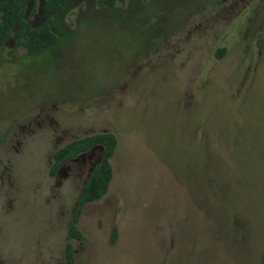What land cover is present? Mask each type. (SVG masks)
Wrapping results in <instances>:
<instances>
[{"label":"rangeland","instance_id":"rangeland-1","mask_svg":"<svg viewBox=\"0 0 264 264\" xmlns=\"http://www.w3.org/2000/svg\"><path fill=\"white\" fill-rule=\"evenodd\" d=\"M44 1L28 0L31 26L50 18ZM161 1L164 31L199 8ZM207 1L219 5L148 53L128 12L117 20L84 11L94 0H69L57 54L26 58L17 48L3 64L8 55L0 51V136L9 141L7 127L25 115L31 123L12 155L14 179L0 193L1 202L15 201L0 210L4 264H38L36 239L47 264H66L72 210L96 157L87 152L52 177L50 155L106 131L117 139L113 177L106 194L80 210L76 264H261L263 0H250L262 15L250 29L248 0ZM41 108L47 116L39 127L33 119Z\"/></svg>","mask_w":264,"mask_h":264},{"label":"trees","instance_id":"trees-1","mask_svg":"<svg viewBox=\"0 0 264 264\" xmlns=\"http://www.w3.org/2000/svg\"><path fill=\"white\" fill-rule=\"evenodd\" d=\"M189 1L192 6L198 5L199 8L191 9L184 22L174 24L167 31L160 28L161 23L165 22L162 14H159L160 11L164 10L160 5L161 0H94L96 6L89 5L84 11L95 10L101 14L110 12V15L117 20L120 18L121 13L128 12L131 17V25H134L142 36V51L145 50L144 53H148L154 50L160 42L167 41L181 26L183 28L184 25H187L190 18L200 17L219 5V2L216 1L212 3L207 0ZM27 2L28 0H0V43L13 40L17 47H24L30 56L43 53L47 55L57 54L61 39L58 33L62 35L65 28H68V25H65L61 19L63 12L67 10L69 0H45L43 11L50 18L35 27L26 21L24 10ZM245 4H247V1ZM232 5L233 2L230 3V6ZM182 10L181 4H179L177 11L182 12ZM158 23L159 27H157ZM140 28L141 31H139ZM224 54L225 49L223 47L218 48L214 53L217 58H222ZM116 144V136L112 132L106 131L76 138L53 153L52 171L96 146L101 149L100 162L92 168L81 188L78 208L72 216L68 228L70 237L77 240L84 239L77 226L80 210L85 203L100 200L108 191L109 183L113 177L110 159L114 154ZM115 235L116 229L114 228L112 231L113 239ZM67 251L70 258V246L67 247Z\"/></svg>","mask_w":264,"mask_h":264},{"label":"flooded vegetation","instance_id":"flooded-vegetation-1","mask_svg":"<svg viewBox=\"0 0 264 264\" xmlns=\"http://www.w3.org/2000/svg\"><path fill=\"white\" fill-rule=\"evenodd\" d=\"M248 1H247V4L251 3L250 0H248ZM263 2H264V0L261 2V5H260V7L262 9V14L264 13L263 12L264 11V3ZM259 3H260V1H259ZM251 6H252L251 12H250L251 15H250V17L247 18V24L248 25H247L246 29H250L251 28L250 25L254 24V22L258 21L262 17V15H260V14H259V16L256 17L257 12H256V5L254 2L251 3ZM259 29H262V26H259ZM17 48H24V47H22V46L17 47L15 44V41H13V40L0 43L1 53L3 52V56L8 55L7 59H4L3 64H5L11 60L10 57H13L15 55V50ZM5 53H7V54H5ZM26 54L28 55L27 52H26ZM26 58H30V55L26 56ZM244 77H245V75H244ZM46 116H47L46 111L43 108H41L39 115H37V117H35L33 119L34 124L37 126L39 125V127H40L42 125L41 121L45 122ZM27 120H29V117H28V115H25V117H23V120L15 121V124L13 126L7 127L6 132H7V137H8L9 141H4V139H5V137H3L4 135L0 136V193L2 192L1 190L4 189L3 187L9 186V180L11 179V176L13 177V174H12V169H13L12 155L19 152L21 145L24 142L22 140L25 137V135H23V137L21 138L20 133L24 128L29 127L31 125V123L27 122ZM14 140H16V141H14ZM71 141H69V142H71ZM69 142H67V143H69ZM66 144H64V145H66ZM64 145H61L59 147H55L54 150L52 151V153L50 155L51 162H50L49 170H48L49 175L52 177H58V176L62 175L64 170L66 168H69V165L71 164V162H75V161H78L80 158H84V154L89 152L90 154H88L86 156L88 158L96 157V160L93 161V163H91V166L89 168H87L86 177H85V180H86V178L90 174L92 168L97 163H99L101 160V149L96 146V147L90 149L89 151L70 159L69 161H67L66 163H64L58 167H56L55 170L52 171V166L54 164L53 153L56 150H58L59 148L63 147ZM95 150H97L99 152L97 155L94 154ZM13 179H14V177H13ZM85 180H84V182H85ZM6 193H8V192H6ZM79 196H80V194H79ZM12 200H13V197H12L11 201H4V202L0 201V210H1L2 214H6L8 211H10V209H11L10 207L15 202V201L13 202ZM78 200H79V197H78ZM77 208H78V201H77L75 209L72 210L69 225L71 223L72 216L76 213ZM78 218H79V216H78ZM68 228H69V226H68ZM76 240H77L76 238H73V237H70L69 235H67V240L65 241L64 250H63V256H64L66 264H71V263L76 264V259H75L74 249H73V243ZM40 244H41L40 240L36 239V241L34 243V247H35V250L37 252L36 261L38 264H47L46 258L44 256L43 252L40 250ZM68 246H70V258H69V253L67 251ZM50 257H52V255H50ZM58 258H60V257H58ZM261 258H262L261 264H264V254L261 255ZM4 263H5L4 258L0 254V264H4ZM55 263L59 264V262H56V261H55Z\"/></svg>","mask_w":264,"mask_h":264}]
</instances>
